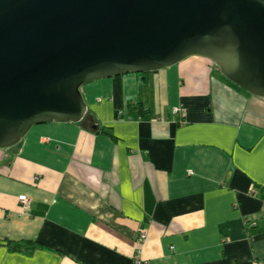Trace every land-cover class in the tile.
I'll list each match as a JSON object with an SVG mask.
<instances>
[{
    "label": "crops",
    "instance_id": "1",
    "mask_svg": "<svg viewBox=\"0 0 264 264\" xmlns=\"http://www.w3.org/2000/svg\"><path fill=\"white\" fill-rule=\"evenodd\" d=\"M215 67L95 81L0 151V264H264V98Z\"/></svg>",
    "mask_w": 264,
    "mask_h": 264
},
{
    "label": "water",
    "instance_id": "2",
    "mask_svg": "<svg viewBox=\"0 0 264 264\" xmlns=\"http://www.w3.org/2000/svg\"><path fill=\"white\" fill-rule=\"evenodd\" d=\"M193 56L264 98V0H0V151L81 122L90 83Z\"/></svg>",
    "mask_w": 264,
    "mask_h": 264
},
{
    "label": "built area",
    "instance_id": "3",
    "mask_svg": "<svg viewBox=\"0 0 264 264\" xmlns=\"http://www.w3.org/2000/svg\"><path fill=\"white\" fill-rule=\"evenodd\" d=\"M173 113L174 114H178L179 110L178 109H173ZM18 200L20 201L23 209L27 210L30 208V200L26 195H21L18 197ZM146 238V233L145 231H141L139 234V238H138V242L142 243ZM133 264H144V262L141 260L139 255H136L134 257V262Z\"/></svg>",
    "mask_w": 264,
    "mask_h": 264
},
{
    "label": "trees",
    "instance_id": "4",
    "mask_svg": "<svg viewBox=\"0 0 264 264\" xmlns=\"http://www.w3.org/2000/svg\"><path fill=\"white\" fill-rule=\"evenodd\" d=\"M218 70H219V68H218ZM243 91V90H242ZM245 92V91H244ZM245 93H247V92H245ZM248 94V93H247ZM133 107H135V108H137V109H141V108H143V106L141 105V104H137V105H133ZM8 244H12V242H8ZM12 246H14V245H12Z\"/></svg>",
    "mask_w": 264,
    "mask_h": 264
},
{
    "label": "rangeland",
    "instance_id": "5",
    "mask_svg": "<svg viewBox=\"0 0 264 264\" xmlns=\"http://www.w3.org/2000/svg\"><path fill=\"white\" fill-rule=\"evenodd\" d=\"M215 66H216V65H215ZM215 69H216V70H215V71H216V72H215V75H221V73H220V71L218 70V67H217V66L215 67ZM221 76H222V75H221ZM232 84H233V83H232Z\"/></svg>",
    "mask_w": 264,
    "mask_h": 264
}]
</instances>
